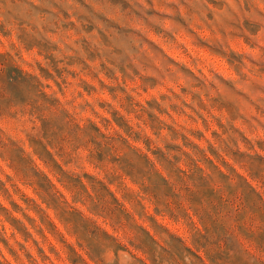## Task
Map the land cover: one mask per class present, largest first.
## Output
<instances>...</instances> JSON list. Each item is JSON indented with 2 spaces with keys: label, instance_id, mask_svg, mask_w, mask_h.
Instances as JSON below:
<instances>
[{
  "label": "rangeland",
  "instance_id": "1",
  "mask_svg": "<svg viewBox=\"0 0 264 264\" xmlns=\"http://www.w3.org/2000/svg\"><path fill=\"white\" fill-rule=\"evenodd\" d=\"M194 253L264 264V0H0V264Z\"/></svg>",
  "mask_w": 264,
  "mask_h": 264
},
{
  "label": "trees",
  "instance_id": "2",
  "mask_svg": "<svg viewBox=\"0 0 264 264\" xmlns=\"http://www.w3.org/2000/svg\"><path fill=\"white\" fill-rule=\"evenodd\" d=\"M99 131V130H98ZM193 145V147H195V148H197V146L196 145H194V144H192ZM205 154V153H204ZM190 159H191V161H192V167L193 168H190V172H186V171H182V173L186 176V177H188V178H191V179H195L194 178V176H198L197 174H200L201 175V177H199V178H197L196 177V179H200V180H207V179H210L211 177H210V175L209 174H205V171L198 165V163L196 162V160L195 159H193L192 157H189ZM210 163H212V161L211 160H209V159H207ZM152 166H153V169H154V163H152ZM164 180V179H163ZM164 182L165 183H167L168 184V181L167 180H164ZM194 193L192 192V195H193ZM196 212H199V210H196ZM196 230V232H195V234H194V236H193V243H194V245L197 247V249L198 250H200V249H202V248H204L205 246H203L202 245V243H201V241L202 240H208V228H207V226H205V233L203 234L202 233V231H200V230H198V229H195ZM190 250V249H189ZM191 251V250H190ZM193 253V252H192ZM195 254V253H194ZM196 255V257L200 260V262L202 263V264H206L205 263V261L200 257V256H198L197 254H195ZM207 255H209L208 253H207ZM212 261H213V259H212Z\"/></svg>",
  "mask_w": 264,
  "mask_h": 264
}]
</instances>
